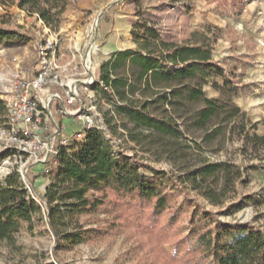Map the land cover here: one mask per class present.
Returning a JSON list of instances; mask_svg holds the SVG:
<instances>
[{
  "label": "trees",
  "instance_id": "obj_1",
  "mask_svg": "<svg viewBox=\"0 0 264 264\" xmlns=\"http://www.w3.org/2000/svg\"><path fill=\"white\" fill-rule=\"evenodd\" d=\"M49 3L0 0L5 11L25 10L46 26L55 14H51L54 7L45 8ZM10 34L0 25V41ZM132 36L135 48L114 52L97 66L94 88L100 101L109 106L102 112L107 134L89 130L81 142L61 148L58 164L50 170L49 183L39 200L26 190L20 174L12 170L0 182V240H11L22 228L31 232L39 227L52 235L56 247H72L129 228L131 235L139 234L157 251L160 264H201L209 258L215 264H264V230L253 225L221 223L214 220V215L198 209L192 211L189 230L190 238L196 236V247L182 259L161 248L179 219V209L174 208L171 199L183 195L188 185L212 205L222 203L225 192L244 183L248 170L264 167V132L258 135L256 124H246V113L233 101V78L225 75L211 58L217 38L194 30L187 44L176 45L161 41L151 29L133 31ZM211 78V87L219 95L208 98L202 87ZM150 105L170 107L173 116H154L148 111ZM181 108L187 110L180 113ZM119 115L133 129L177 140L184 136L177 123L181 120L187 130L200 131L201 141L191 140L197 150L201 144L225 140L227 134L234 133L243 155L257 158L261 166L210 162L198 156L195 163L184 165L179 172L156 169L118 149L114 120ZM2 116L4 105L0 100ZM210 223L225 230L224 236L219 233L214 237L208 228ZM194 252L199 256L195 257Z\"/></svg>",
  "mask_w": 264,
  "mask_h": 264
},
{
  "label": "rangeland",
  "instance_id": "obj_2",
  "mask_svg": "<svg viewBox=\"0 0 264 264\" xmlns=\"http://www.w3.org/2000/svg\"><path fill=\"white\" fill-rule=\"evenodd\" d=\"M48 1L45 8L52 6L51 14L55 13L47 26L49 32L27 11L14 8L5 11L0 6V25L11 32L7 39L0 41V100L9 90L17 70L35 64L38 47L46 39L54 38L59 62L71 64L62 74L68 76L69 68L79 67L81 56L87 50L97 70V66L110 58L111 52L135 48L133 31L155 30L161 41L185 45L196 30L217 38L211 58L225 75L233 78L236 93L233 101L241 112L246 113V124H256L258 135L264 132V0ZM213 79L202 87L208 98L219 95L211 87ZM215 80L221 83L219 78ZM54 106L52 104V111ZM107 108L104 100L99 103L101 112ZM148 108L150 114L161 118L173 116L174 112L167 106L150 105ZM186 110L181 108L180 113ZM0 119L1 123L3 116ZM57 119L66 127V136L72 137L78 130L72 119L60 116ZM177 123L184 132L179 140L154 131L133 129L132 124L119 115L114 120L116 146L124 155L134 156L167 172H179L184 165L189 167L198 156L210 162L261 166L257 158L243 155L241 143L234 133L227 134L225 140L218 138L212 144H201L197 150L191 140L200 142V131L187 130L181 120ZM71 142L73 147V139ZM1 162L0 159V165ZM44 169L32 166L24 175V181L31 189L29 193L37 200L44 195L50 180L51 173ZM6 176L0 169V182ZM243 180L244 183H239L234 190L225 192L222 203L215 206L186 185L183 195L177 194L171 199L174 208L179 209V219L161 248L182 259L187 251L196 247V236L189 237L194 209L214 215V220L221 223L253 225L264 230V167L248 170ZM208 226L214 237L219 233L224 236L225 230L213 223ZM155 252L145 238L139 234L131 235L129 228L72 247H56L52 235L39 227L31 232L22 228L11 240H0V264H160ZM194 256L199 255L194 252ZM202 262L215 264L211 258Z\"/></svg>",
  "mask_w": 264,
  "mask_h": 264
},
{
  "label": "built area",
  "instance_id": "obj_3",
  "mask_svg": "<svg viewBox=\"0 0 264 264\" xmlns=\"http://www.w3.org/2000/svg\"><path fill=\"white\" fill-rule=\"evenodd\" d=\"M38 21L48 31L43 20ZM87 52L79 67L69 68V75L62 76L71 64L59 62L55 40L49 38L38 47L35 64L14 74L9 90L2 95L0 169L6 175L16 170L24 181L32 166H42L50 174L58 164L59 150L69 147L71 139L81 142L89 130L107 134L100 96L94 88L96 68ZM57 116L72 119L78 126L72 137L65 135L66 127ZM24 186L31 190L25 181Z\"/></svg>",
  "mask_w": 264,
  "mask_h": 264
},
{
  "label": "crops",
  "instance_id": "obj_4",
  "mask_svg": "<svg viewBox=\"0 0 264 264\" xmlns=\"http://www.w3.org/2000/svg\"><path fill=\"white\" fill-rule=\"evenodd\" d=\"M127 49H131V48H127ZM120 50H126V49H118L117 51H120ZM117 51H113V52H111V54L114 52H117Z\"/></svg>",
  "mask_w": 264,
  "mask_h": 264
}]
</instances>
